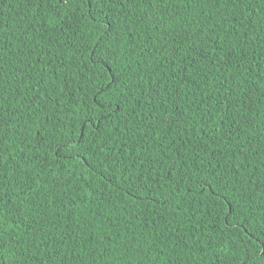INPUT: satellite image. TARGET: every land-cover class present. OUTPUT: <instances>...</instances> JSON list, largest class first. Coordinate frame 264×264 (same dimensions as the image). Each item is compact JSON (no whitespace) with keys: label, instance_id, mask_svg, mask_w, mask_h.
Wrapping results in <instances>:
<instances>
[{"label":"trees","instance_id":"trees-1","mask_svg":"<svg viewBox=\"0 0 264 264\" xmlns=\"http://www.w3.org/2000/svg\"><path fill=\"white\" fill-rule=\"evenodd\" d=\"M0 264H264V0H0Z\"/></svg>","mask_w":264,"mask_h":264}]
</instances>
